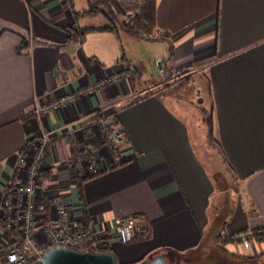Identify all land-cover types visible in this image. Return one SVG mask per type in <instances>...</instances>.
<instances>
[{"label":"crops","instance_id":"crops-1","mask_svg":"<svg viewBox=\"0 0 264 264\" xmlns=\"http://www.w3.org/2000/svg\"><path fill=\"white\" fill-rule=\"evenodd\" d=\"M78 1L79 10L75 0L65 8L60 0H0V201L20 153L44 133L45 168L39 174L47 169L49 177L40 191L51 204L60 200L72 210L82 203L89 225L102 231L98 243H106L117 264L157 255L165 260L173 253L189 260L203 253L216 264L261 261L264 253L255 255L264 252V238L254 233L264 227V0H155L156 30L167 38L149 40L121 29L89 30L81 41L69 40L63 27L77 33L105 20L87 13L86 0ZM121 36L165 46L166 62L178 74L170 86L182 83V76L191 81L203 75L212 136L240 189L224 221L211 215L220 206L213 202L217 186L188 125L162 96L167 87L136 93L130 64L118 57ZM119 73H126L119 82L108 81ZM68 94L76 95L74 102L33 114L34 106ZM137 96L142 98L130 104ZM94 117L118 119L127 140L124 164L86 180L80 200L70 168L74 164L79 172L72 133L91 126ZM83 135L85 152L96 155L93 133ZM127 215L140 218L141 232L125 244L117 227ZM248 231L244 248L237 235ZM7 248L0 226V252Z\"/></svg>","mask_w":264,"mask_h":264},{"label":"built area","instance_id":"built-area-1","mask_svg":"<svg viewBox=\"0 0 264 264\" xmlns=\"http://www.w3.org/2000/svg\"><path fill=\"white\" fill-rule=\"evenodd\" d=\"M124 74H115L108 81L117 83ZM75 99V94L64 95L48 104L34 106L33 114L40 117L50 108L66 106ZM91 128L95 140L100 143L96 141V155L81 149L77 152V168L81 176H92L123 163L124 134L112 129L110 121L100 117H94ZM46 144L47 136L39 133L22 150L14 169L13 182L0 201V226L8 244V248L0 252V264H30L48 249L59 246L91 250L102 238V231L86 221L82 203L72 210L57 200L50 203L47 210L44 209L38 176L45 168L43 151ZM76 212H79L77 216ZM140 232L138 216L127 215L118 221L120 242L130 243ZM250 235L251 231L237 235L244 248L250 245Z\"/></svg>","mask_w":264,"mask_h":264},{"label":"rangeland","instance_id":"rangeland-1","mask_svg":"<svg viewBox=\"0 0 264 264\" xmlns=\"http://www.w3.org/2000/svg\"><path fill=\"white\" fill-rule=\"evenodd\" d=\"M119 5V13L116 7L113 13L114 15L116 14L118 19L124 18L127 15L125 9H128V4L127 6L121 3ZM75 8L76 10L80 9L78 0H75ZM135 11L136 8L132 7L129 12L134 13ZM92 20L94 23L98 21L97 18ZM101 20L104 21L103 18ZM121 29L123 28H120L118 32ZM121 39L122 46L121 51L118 52V57L121 59L124 57L122 60L126 65L130 64L137 66L139 69V72L134 74V87L136 93L167 87V89H165L166 92H164L162 96L167 101L170 108H172L188 125L193 146L203 160L210 176L217 186V192L213 202L214 206H216V203H220V206H216L218 207L216 213V209L213 207L211 215L216 221H224L223 219H225L228 210L237 205L240 189L237 186L234 187L231 171L228 168L219 146L215 142L210 141L208 137L207 116L204 115L203 110H206V113L209 111V100L205 95L203 97L204 102H202V99L198 98L199 95L194 94L195 87L200 92L206 91V83L202 78L203 75H194L188 83L177 82L173 86H170L171 83L175 82V78L178 74H175L173 71L171 72L169 64L166 62V58H168L169 54L165 52L164 45L156 41H149L156 39H131L130 37L124 36H121ZM200 73L203 74V71ZM172 92L176 93L175 95L178 96H172ZM73 133L72 139L77 147V152H80V149L86 150L85 147H87L89 142L88 139L84 137L83 131L78 130ZM95 139V136L93 138L91 137V141ZM165 257V264H216L210 256L203 253L195 255L191 260H189L188 257L185 258L184 256L175 255L174 253L166 255ZM260 260L261 261H256L253 264H264V256H262Z\"/></svg>","mask_w":264,"mask_h":264},{"label":"trees","instance_id":"trees-1","mask_svg":"<svg viewBox=\"0 0 264 264\" xmlns=\"http://www.w3.org/2000/svg\"><path fill=\"white\" fill-rule=\"evenodd\" d=\"M73 1L74 0H60V3H61L63 8L72 7ZM86 2L88 4L87 13L101 14L104 16L105 20L103 23L96 25V26L82 27L78 30L77 33H75L74 30H72L68 27H63V29L67 33L69 40L79 39L81 41L83 39L85 33L89 30H102V31L114 30V31L118 32V30L120 28H123L127 32L132 33V34L136 35L137 37L145 38V39H160V38H167L168 37L167 32H162V31L160 32V31L156 30V3H155V0H131V8H130V4H128V6H127L126 3L124 4L122 2V4L127 6L128 9H125V8L124 9L126 12H128V14L124 18H120V19L117 18L116 14L115 15L113 14L115 7H116L118 13L120 11V5L118 3H116L112 0H86ZM132 7L136 8V11L134 13L129 12L132 9ZM128 71H130L131 74L134 75L137 72H139V69L137 66L129 65ZM182 77H183L182 78L183 83H187L190 79L189 75H185ZM198 92H199L198 94L200 95V97L203 101H204L203 97L205 95L207 96V98L209 100L210 96H209L207 89L204 92H200L199 90H198ZM141 98H142L141 96H137V97L133 98V100H131L130 104L136 103ZM209 103H210V101H209ZM204 115L207 116V128H208V135H209L210 141L215 142L219 146L217 140H215L212 136L213 131H214L212 109L210 108L207 113L204 111ZM110 124H111L112 129L120 130L124 134L125 139H126L125 131L122 128V126L119 124V121L116 117L112 118V121H110ZM83 131L87 137L92 136L93 130H92L91 126H85L83 128ZM96 141L97 140H94L92 143H94L96 145ZM97 143H100V142L97 141ZM122 164H124V163H122ZM122 164H120V165H122ZM120 165H118V166H120ZM115 167H117V166H114L113 168H115ZM70 168H71V171L73 174V178L75 180L77 197L80 200H82V198H83V183L86 180H88L89 178L95 177V176L100 175V174L105 172V171L98 172L97 174H94L92 176H81L79 174V172L77 171V169L75 168L74 164ZM48 177H49V173H48L47 169L45 171H43L42 173H40L39 174V185L42 186L44 181ZM41 196H42L43 207L45 210H47L48 206L50 204V201L48 200V198L46 197V195L44 194L43 191H41ZM83 213H84V217H85L86 221L88 222L87 214L85 213V211H83ZM144 229H145V227H144ZM254 235L257 236V238L259 240L263 239L264 238V227L257 228ZM142 237H144V238L148 237L145 230H144V232H142ZM102 245H104V246H102ZM91 251L111 253L110 249L108 248V246H106L105 242L97 243L96 246H94L91 249ZM1 252H3V251L1 250ZM263 253L264 252H261L260 254L255 255V257L259 256ZM140 263H143V260H141L139 262V264Z\"/></svg>","mask_w":264,"mask_h":264},{"label":"water","instance_id":"water-1","mask_svg":"<svg viewBox=\"0 0 264 264\" xmlns=\"http://www.w3.org/2000/svg\"><path fill=\"white\" fill-rule=\"evenodd\" d=\"M30 264H117L109 252H93L77 250L68 247H53L44 252ZM140 264H165L162 256L157 255L149 262Z\"/></svg>","mask_w":264,"mask_h":264}]
</instances>
